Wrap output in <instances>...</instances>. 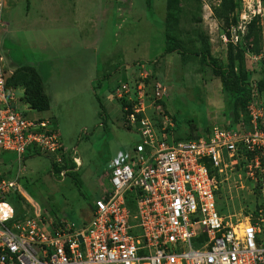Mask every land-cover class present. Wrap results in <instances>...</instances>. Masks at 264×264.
<instances>
[{
    "label": "rangeland",
    "instance_id": "1",
    "mask_svg": "<svg viewBox=\"0 0 264 264\" xmlns=\"http://www.w3.org/2000/svg\"><path fill=\"white\" fill-rule=\"evenodd\" d=\"M128 1L130 12L120 30L109 16L96 55L79 47L61 50L68 31L59 21L64 13L61 9L67 6H63L64 0H5L6 27L0 35L4 64L7 69L17 67L14 73L19 72V86L27 101L38 88L30 84L31 72H21L20 68L36 70L50 102L49 112L42 115L53 117L64 148L81 162L77 171L68 170L63 176L45 156L29 158L21 166L13 161L9 174L11 180L20 177L21 194L12 197L9 204L17 215H34L39 209L49 218L79 226L89 224L95 200L109 187V163L139 140L137 133L124 128L121 106L111 93L121 76L93 78L105 65L121 69L136 58L150 65L159 62V66L148 65L147 72L153 76L152 84L160 82L168 87L164 111L174 125L171 133L182 140L208 133L216 126L242 128L244 120L249 121L250 106L258 101L264 104V91L259 90L264 85V1L179 0L180 37L188 51L197 52L202 42L208 41L212 55L223 64H230L232 56L236 72H243L254 89L248 100L225 95L221 80L200 57H162L168 0ZM99 8L90 5V15ZM117 43L119 47L112 53ZM106 55L110 58L102 60ZM251 159L240 153L225 160L227 167L217 176L219 206L233 221L255 219L256 213L264 210V181L261 173L251 168Z\"/></svg>",
    "mask_w": 264,
    "mask_h": 264
},
{
    "label": "built area",
    "instance_id": "2",
    "mask_svg": "<svg viewBox=\"0 0 264 264\" xmlns=\"http://www.w3.org/2000/svg\"><path fill=\"white\" fill-rule=\"evenodd\" d=\"M5 8L0 0V35ZM13 75L0 55V151L16 155L20 166L25 155L45 156L63 176L77 171L81 162L64 148L54 119L8 86ZM113 95L124 128L139 140L109 163V187L95 200L90 223L39 209L17 215L9 200L21 194L20 177L2 179L0 264H264V210L238 221L220 214L217 177L242 149L264 181V104L250 106L242 128L216 126L182 140L164 111L168 87L152 84L147 71Z\"/></svg>",
    "mask_w": 264,
    "mask_h": 264
},
{
    "label": "crops",
    "instance_id": "3",
    "mask_svg": "<svg viewBox=\"0 0 264 264\" xmlns=\"http://www.w3.org/2000/svg\"><path fill=\"white\" fill-rule=\"evenodd\" d=\"M65 4L67 6H64ZM128 4V0H64V8L61 9V11H64V13H62L63 16L61 14L59 15V21L61 22V24L68 28V31L65 32L64 39H62L61 41V50L67 51L69 49L79 47L81 51L97 55L100 50L99 45L100 43H102L101 39L106 32L104 28H107L109 26V16H111L110 20L112 24L115 26V24L117 23V27L120 30V28L125 22V16L127 14L129 15L130 12ZM90 5L100 6V8L98 9V13H96L95 15H90ZM48 10H50V7L47 8V11ZM116 17L117 19L115 21ZM166 17L167 15L165 14L164 25L166 23ZM85 29L86 31H84ZM118 47L119 43H117L113 47V49H111L112 53H115ZM107 53L109 52L107 51L106 54ZM104 58L109 59L110 55H106L102 58V60H105ZM103 62L105 64L108 63V61ZM148 63L149 62H147V60H137L136 58L134 61H130L127 65H122L121 69L111 65H105L103 66V69L101 71H97L96 75H93V78L99 80H106L107 78L113 75L119 74L122 80L120 83L113 86V88L111 89V93H113L114 89L121 83L133 81V79H136L141 73L146 72L149 68L148 65H150ZM154 65L155 64L152 63V65L150 66L154 67ZM156 65L159 66V62H157ZM96 66L98 68V64H96ZM16 68L17 67H15L14 69L7 70L14 73V71H16ZM23 92H25L24 89L18 87V94L20 96H23ZM48 112L49 111L38 113L41 116H44L42 114L46 115ZM32 157L35 156L25 155L23 159L26 161L27 159ZM16 159V155L0 151V180H11V175L9 174V171L11 170V166L13 165V161H15ZM92 213L93 211L91 212V217Z\"/></svg>",
    "mask_w": 264,
    "mask_h": 264
},
{
    "label": "trees",
    "instance_id": "4",
    "mask_svg": "<svg viewBox=\"0 0 264 264\" xmlns=\"http://www.w3.org/2000/svg\"><path fill=\"white\" fill-rule=\"evenodd\" d=\"M264 1V0H262ZM168 9H167V17L165 23V40H166V47L165 52L163 53L162 57H165L169 54H179V55H190V56H197L200 57L203 65L210 68L214 77H217L222 82V91L225 95L230 98L233 97H242L246 100L250 99L254 94V89L251 84L247 81V77L243 75V72L239 71L236 72L234 61L235 59L230 56L232 60L230 64L225 65L220 62L217 58H215L210 49V44L208 41L202 42V47L197 52H190L186 48L185 42L180 37V15L182 13L181 7L179 6V0H168ZM23 71L31 72V83L35 85L38 89L36 92L31 96H28V101L25 100L27 104L37 112H44L48 111L50 108V102L47 95L44 93L43 81L36 70L28 67H21ZM18 73H14L8 80L9 87H20L18 82ZM139 78V76L137 77ZM151 78L153 76L151 75ZM260 91H264V85L259 88ZM251 96V97H250ZM233 126L229 127L232 128ZM240 153H245L250 155L249 152L245 150H240ZM56 169V168H55ZM60 171V170H58ZM217 173L216 171H213ZM219 176V175H218ZM219 206V212L222 215H225L224 210H222ZM258 212V211H257ZM258 213H256V216Z\"/></svg>",
    "mask_w": 264,
    "mask_h": 264
},
{
    "label": "clouds",
    "instance_id": "5",
    "mask_svg": "<svg viewBox=\"0 0 264 264\" xmlns=\"http://www.w3.org/2000/svg\"><path fill=\"white\" fill-rule=\"evenodd\" d=\"M176 137V136H175Z\"/></svg>",
    "mask_w": 264,
    "mask_h": 264
}]
</instances>
